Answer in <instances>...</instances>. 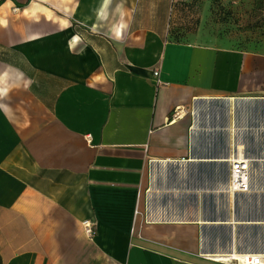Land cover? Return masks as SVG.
Masks as SVG:
<instances>
[{"label": "crops", "instance_id": "0c3cea01", "mask_svg": "<svg viewBox=\"0 0 264 264\" xmlns=\"http://www.w3.org/2000/svg\"><path fill=\"white\" fill-rule=\"evenodd\" d=\"M176 1L0 0V264L264 254V210L228 191L264 147V28L174 40Z\"/></svg>", "mask_w": 264, "mask_h": 264}, {"label": "rangeland", "instance_id": "374dc122", "mask_svg": "<svg viewBox=\"0 0 264 264\" xmlns=\"http://www.w3.org/2000/svg\"><path fill=\"white\" fill-rule=\"evenodd\" d=\"M247 2L252 4L251 10L246 13L248 18L244 16V5ZM236 26L241 31L264 28V0H177L173 3L169 19V32L174 40H178L186 31L230 34ZM208 107L207 119L214 121L219 116L220 106L211 103ZM241 154L250 160V167L255 175L252 184L256 189H264V147H242ZM238 203L242 208H247V212L261 213L264 210V194H239ZM238 235L241 243L252 247L260 245L261 238L257 232L248 237ZM225 237L221 235L219 239L224 242Z\"/></svg>", "mask_w": 264, "mask_h": 264}, {"label": "built area", "instance_id": "2783aa9c", "mask_svg": "<svg viewBox=\"0 0 264 264\" xmlns=\"http://www.w3.org/2000/svg\"><path fill=\"white\" fill-rule=\"evenodd\" d=\"M153 77H158V71L153 72ZM229 179H228V191H232L234 194L237 193H248L252 187V171L250 167V161L247 158L243 159H228ZM83 228L86 234L91 233L89 223L84 222ZM236 264H264V258L261 256H248L241 262H233Z\"/></svg>", "mask_w": 264, "mask_h": 264}, {"label": "bare ground", "instance_id": "6f19581e", "mask_svg": "<svg viewBox=\"0 0 264 264\" xmlns=\"http://www.w3.org/2000/svg\"><path fill=\"white\" fill-rule=\"evenodd\" d=\"M231 101H232V99H230L229 103ZM230 106H232V104H230ZM241 149H242V146L239 145L237 147L238 156L237 155L234 156V157L232 156L231 158H233V159H235V158H237V159L245 158L241 154ZM257 255L261 256L262 258H264V254H262V253H257L255 255H251L249 252L241 253V252H235V251H230V252L229 251H218L215 254L210 255V257H211L210 259H212L213 262H220V263L222 262V263H225V264H229L231 262H241L242 260H244L248 256H257Z\"/></svg>", "mask_w": 264, "mask_h": 264}]
</instances>
